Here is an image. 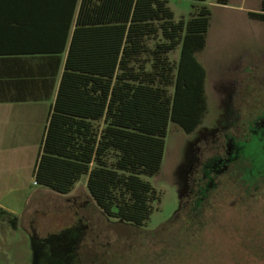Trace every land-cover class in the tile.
I'll return each mask as SVG.
<instances>
[{"label":"trees","instance_id":"obj_1","mask_svg":"<svg viewBox=\"0 0 264 264\" xmlns=\"http://www.w3.org/2000/svg\"><path fill=\"white\" fill-rule=\"evenodd\" d=\"M192 1L189 16L174 20L166 0H80L56 48L25 46V53L54 54L58 65L65 52L33 163L35 185L66 194L85 175L106 217L144 225L159 196L143 176L159 171L167 126L190 133L207 112L205 69L195 53L204 47L210 8L206 0ZM246 16L264 22V0ZM175 48L173 61L168 53ZM242 177L249 184L264 180L250 170ZM202 198L191 200L189 212ZM17 220L0 208V221L15 229ZM57 237L30 238L32 264H76V237L72 245Z\"/></svg>","mask_w":264,"mask_h":264},{"label":"rangeland","instance_id":"obj_2","mask_svg":"<svg viewBox=\"0 0 264 264\" xmlns=\"http://www.w3.org/2000/svg\"><path fill=\"white\" fill-rule=\"evenodd\" d=\"M257 1L206 0L209 23L195 58L205 69L207 112L190 133L167 126L159 171L143 176L159 196L143 226L106 217L89 196L85 175L66 194L39 188L27 169L36 143L15 146L1 131L0 189L18 220L15 229L0 224V264H32L30 238L48 235L71 245L76 237V264H264V193L245 191L231 168L213 174L196 212L187 209L202 162L221 151L220 134L236 118L237 96L247 100L251 116L264 115V22L246 16ZM192 3L166 0L174 20L186 19ZM177 55L178 48L168 53L173 61ZM30 190L31 200L19 202Z\"/></svg>","mask_w":264,"mask_h":264},{"label":"crops","instance_id":"obj_3","mask_svg":"<svg viewBox=\"0 0 264 264\" xmlns=\"http://www.w3.org/2000/svg\"><path fill=\"white\" fill-rule=\"evenodd\" d=\"M79 1L0 0V121H3L0 133L15 139L10 141L15 146L35 142L37 153L65 56L63 51L58 65L54 54L25 53V46L31 48L35 43L42 51L56 48L54 44L61 39V27L72 9L73 21ZM241 2L244 4V0ZM33 163L27 166L30 178ZM18 167L26 171L25 164L20 162ZM31 194L30 190L27 198L21 192L17 199L25 205L31 200ZM14 207L9 199H4L0 189V208L15 214Z\"/></svg>","mask_w":264,"mask_h":264},{"label":"flooded vegetation","instance_id":"obj_4","mask_svg":"<svg viewBox=\"0 0 264 264\" xmlns=\"http://www.w3.org/2000/svg\"><path fill=\"white\" fill-rule=\"evenodd\" d=\"M234 105L237 111L233 124L220 134L221 151L215 156L207 157L199 169V182L196 184V195H204L206 187L211 184L215 172L231 168L239 186L252 194L264 193V180H256L249 184L243 179L245 170L251 175L264 174V115L257 112L249 114L247 100L241 97ZM210 162V168L207 163ZM254 172L252 173L251 172ZM264 178V177H263Z\"/></svg>","mask_w":264,"mask_h":264}]
</instances>
